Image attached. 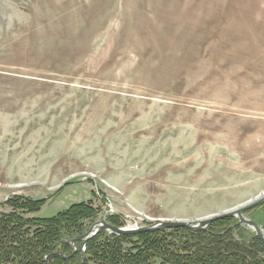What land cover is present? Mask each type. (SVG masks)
Instances as JSON below:
<instances>
[{
    "label": "rangeland",
    "instance_id": "1",
    "mask_svg": "<svg viewBox=\"0 0 264 264\" xmlns=\"http://www.w3.org/2000/svg\"><path fill=\"white\" fill-rule=\"evenodd\" d=\"M18 195L129 229L260 200L264 0H0V216Z\"/></svg>",
    "mask_w": 264,
    "mask_h": 264
},
{
    "label": "trees",
    "instance_id": "2",
    "mask_svg": "<svg viewBox=\"0 0 264 264\" xmlns=\"http://www.w3.org/2000/svg\"><path fill=\"white\" fill-rule=\"evenodd\" d=\"M46 201L19 195L5 201L15 211L0 216V264H46L52 252L50 264H81L83 254L74 253L69 240L88 229L85 223L94 222L97 211L83 202L51 217L27 216L38 212ZM108 221L121 226L117 218ZM244 230L230 217L215 220L201 231L101 232L87 244L83 264H155L156 259L159 264H264V243L255 233L244 236ZM236 231L243 238H236Z\"/></svg>",
    "mask_w": 264,
    "mask_h": 264
},
{
    "label": "water",
    "instance_id": "3",
    "mask_svg": "<svg viewBox=\"0 0 264 264\" xmlns=\"http://www.w3.org/2000/svg\"><path fill=\"white\" fill-rule=\"evenodd\" d=\"M263 202H264V196H262L260 200H258L257 202L253 204L232 210L231 212L227 213L226 216L227 217H232V216L238 217L239 218L238 223L247 225L248 227L252 228L255 231L256 236L264 243V228L262 227L261 224L249 218L246 213L249 209L257 205H260ZM214 220L215 218L213 217L206 218L204 220L202 219L199 221L162 220L159 223H155L152 225L129 229V228H121V227L115 226L111 224L107 219H102V220L93 222L85 232L69 240V243L74 247V253L83 254L82 262H81V264H83V260L85 259V255H86L87 244L93 237L97 236L101 232L114 233L116 235H129V234H137V233H142V232L158 231L161 229H170V228L174 229V228H179V227H182V228L185 227L193 231H200V230L206 229ZM77 242H81V245L77 246ZM52 254L53 252L46 257V264H50Z\"/></svg>",
    "mask_w": 264,
    "mask_h": 264
},
{
    "label": "built area",
    "instance_id": "4",
    "mask_svg": "<svg viewBox=\"0 0 264 264\" xmlns=\"http://www.w3.org/2000/svg\"><path fill=\"white\" fill-rule=\"evenodd\" d=\"M148 221H150V220H148ZM135 228H137V227H135Z\"/></svg>",
    "mask_w": 264,
    "mask_h": 264
},
{
    "label": "flooded vegetation",
    "instance_id": "5",
    "mask_svg": "<svg viewBox=\"0 0 264 264\" xmlns=\"http://www.w3.org/2000/svg\"><path fill=\"white\" fill-rule=\"evenodd\" d=\"M54 253H55V252H53V254H54ZM53 254H52V255H53Z\"/></svg>",
    "mask_w": 264,
    "mask_h": 264
}]
</instances>
